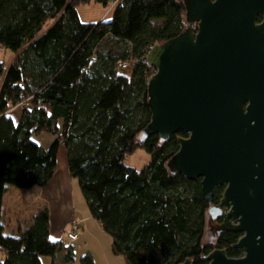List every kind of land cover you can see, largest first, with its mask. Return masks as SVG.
Listing matches in <instances>:
<instances>
[{
    "label": "trees",
    "instance_id": "16d2710c",
    "mask_svg": "<svg viewBox=\"0 0 264 264\" xmlns=\"http://www.w3.org/2000/svg\"><path fill=\"white\" fill-rule=\"evenodd\" d=\"M116 1L0 0V50L16 54L8 67L0 63V249L6 255L0 264H43V257L78 264L72 247L52 239L48 208L18 236L5 235L2 222L8 188L46 187L60 154L91 217L126 264H209L205 258L215 250L244 256L234 248L238 233L204 243L208 210L220 204L226 187L209 203L201 179L167 167L187 135L139 140L152 121L150 48L185 32L183 2L120 0L109 11ZM90 4L109 13L83 23L78 8ZM42 136L50 138L46 146ZM138 150L150 156L142 170L125 164ZM79 263L95 264L90 254Z\"/></svg>",
    "mask_w": 264,
    "mask_h": 264
},
{
    "label": "water",
    "instance_id": "95a60500",
    "mask_svg": "<svg viewBox=\"0 0 264 264\" xmlns=\"http://www.w3.org/2000/svg\"><path fill=\"white\" fill-rule=\"evenodd\" d=\"M182 2L187 29L147 58L152 121L139 140L184 133L170 172L201 179L209 203L226 187L208 218L242 235L244 256L215 250L209 264H264V0Z\"/></svg>",
    "mask_w": 264,
    "mask_h": 264
},
{
    "label": "rangeland",
    "instance_id": "374dc122",
    "mask_svg": "<svg viewBox=\"0 0 264 264\" xmlns=\"http://www.w3.org/2000/svg\"><path fill=\"white\" fill-rule=\"evenodd\" d=\"M113 7L114 4H112L109 11ZM107 11L108 9L100 4L84 5L78 8V14L83 23L99 22L104 12ZM15 57L16 54L10 50H0V63L4 64L5 67H8ZM18 115L19 111L12 114L14 118L18 117ZM39 142L46 146L50 142V138L48 136H42L39 138ZM65 161L64 156L60 154L58 172L54 185L55 187L56 185L59 187L61 186L63 190L64 201L63 198L60 197V201H63L60 205V209H62L63 212V219L65 221H73V223L77 224L80 228L77 241L71 242L67 238V233L71 231L73 224L66 225L63 234L60 236L56 235V238L54 237L55 239L53 240H61L66 247H72L78 264H80V260L87 254L93 257L95 264H126L122 256L114 254L112 236L105 232L100 224L91 217L79 181L68 175ZM149 161V154L144 150H138L136 153L126 158L125 164L137 170H142ZM66 190L68 191L66 192ZM51 192L54 193L51 190V186L46 193L47 195H45V188L43 187L25 190L10 186L4 203V214L2 219L4 234L17 236V228H23L24 226L27 228L30 226L34 216L40 210L48 208L50 211H53ZM214 227V222L209 218L204 239V243L207 245L212 243L215 232ZM4 260V255L0 254V263ZM42 262L43 264H51L52 260L50 257H43Z\"/></svg>",
    "mask_w": 264,
    "mask_h": 264
},
{
    "label": "crops",
    "instance_id": "0c3cea01",
    "mask_svg": "<svg viewBox=\"0 0 264 264\" xmlns=\"http://www.w3.org/2000/svg\"><path fill=\"white\" fill-rule=\"evenodd\" d=\"M107 14H108V11L104 12L102 17L100 18V21L103 20L107 16ZM16 111H18V109L13 111L11 114L15 113ZM55 180L56 179H54L49 185L44 187L45 188V195H47L46 193L50 189V186H51V190L54 192V193L51 192V194H50L52 196V200H53V211L52 210H51L52 212L50 211V213H51V236H52V239H55L56 235L60 236L61 234H63V231L65 230V226L66 225L73 224V221H70V220L69 221H65L63 219V217H62L63 212H62V209H60V205L64 201V198H63L64 195H63V190H62L61 186H60L61 188L59 186H57V185L55 187V185H54L55 184ZM67 191L68 190H66V192ZM60 197L63 198V201H60ZM21 228L22 227H20L19 229L17 228L18 234H19ZM24 228H26V227L24 226L23 229ZM1 251H0V254L4 255V257H6L5 253L3 251L2 252Z\"/></svg>",
    "mask_w": 264,
    "mask_h": 264
},
{
    "label": "built area",
    "instance_id": "2783aa9c",
    "mask_svg": "<svg viewBox=\"0 0 264 264\" xmlns=\"http://www.w3.org/2000/svg\"><path fill=\"white\" fill-rule=\"evenodd\" d=\"M120 0H117L115 3H113L114 5H116L117 2H119ZM153 48V47H152ZM152 48H150V51L152 50ZM121 69L123 70H127L128 67L126 64H121L120 65ZM79 226L77 224L72 225V229L69 233H67V238L69 241L74 242L78 240V231H79ZM1 250V249H0Z\"/></svg>",
    "mask_w": 264,
    "mask_h": 264
},
{
    "label": "flooded vegetation",
    "instance_id": "af4514ba",
    "mask_svg": "<svg viewBox=\"0 0 264 264\" xmlns=\"http://www.w3.org/2000/svg\"><path fill=\"white\" fill-rule=\"evenodd\" d=\"M211 221H213V220L211 219ZM213 222L215 224V227H214L215 232H214V237L212 239V243H210L211 245H215L216 241L225 233V232H222V230H221V224L222 223L220 222V220H215Z\"/></svg>",
    "mask_w": 264,
    "mask_h": 264
}]
</instances>
